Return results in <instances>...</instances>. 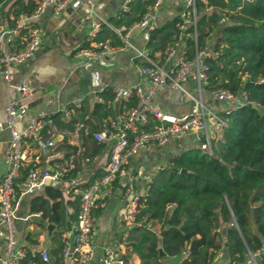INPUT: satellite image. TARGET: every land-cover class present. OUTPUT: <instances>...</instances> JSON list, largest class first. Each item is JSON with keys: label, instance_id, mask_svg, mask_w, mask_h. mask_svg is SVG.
Returning a JSON list of instances; mask_svg holds the SVG:
<instances>
[{"label": "trees", "instance_id": "obj_1", "mask_svg": "<svg viewBox=\"0 0 264 264\" xmlns=\"http://www.w3.org/2000/svg\"><path fill=\"white\" fill-rule=\"evenodd\" d=\"M36 1L0 0V10L6 8L14 17L32 11ZM152 2L128 0L125 10L105 19L107 24L101 22L92 38L83 36L71 54L78 48H95L98 41L121 45L111 27H127ZM4 16L11 23L7 12ZM180 21L175 14L147 31L144 45L149 54L162 58L177 38ZM187 29L195 35L183 40L186 56L208 49L202 57L208 66L205 87H223L236 94L243 91L253 104L237 102L226 112V122L210 136L208 149L196 143L165 158L139 197L134 214L139 224L130 226L124 238L126 256L133 252L138 264H160L162 257L185 251L178 264H214L226 242L227 264H241L247 252L255 250H259L257 263L264 264V0H196L194 27ZM102 92L103 101L91 107L97 123L91 124L86 135L90 149L101 146L90 132L106 126L111 115L105 101L112 94L108 87ZM133 103L130 98L126 108ZM85 110L82 106L75 109V116L65 123L60 120L61 124L72 127L76 120L90 122L83 117ZM30 164L22 166L18 178L27 173ZM67 174L65 171L64 176ZM66 204L73 208L70 213H66ZM78 204V195L71 201L64 199L62 190L54 185L45 186L42 193L29 199V212H39L54 226L49 235L53 264L59 262L65 216L73 221ZM23 260L38 262L37 251L26 249Z\"/></svg>", "mask_w": 264, "mask_h": 264}, {"label": "built area", "instance_id": "obj_2", "mask_svg": "<svg viewBox=\"0 0 264 264\" xmlns=\"http://www.w3.org/2000/svg\"><path fill=\"white\" fill-rule=\"evenodd\" d=\"M127 1H123L121 10L127 8ZM163 1L153 0L141 17L127 27L120 25L113 28L122 40L121 45L111 46L107 41H98L94 44L95 48L76 49L73 52L74 57L87 63L128 45L129 34L135 28L142 29L147 34L149 29L156 26V17ZM91 2V0H37L32 11L17 13L11 17V23L3 21L4 15L0 10V77L5 80L7 89L13 88L14 92L8 95L4 105L5 117L0 119V131L7 129L9 132L7 167L0 175V259L5 264H53L45 248L38 249V262L23 260L25 248L14 237L15 220L18 218L16 200L22 195L41 192L47 185H57L66 171L61 163L43 167L35 159L31 162L27 173L18 178L27 157L23 142L29 138L36 140L40 147L51 145L52 137L40 139L39 135L44 124L49 125L52 119L50 113L43 111L36 115L29 114L27 103L23 100L33 93V86L26 77H21L11 84L9 81L12 75L9 68L34 55L41 40V29L37 20L44 12L49 10L53 14H58L67 7L78 6L90 9ZM181 2L183 8L177 13L181 18L178 24L179 33L162 58H154L148 53L144 44L137 48L132 56L136 70L143 77L144 83H134L128 87H112L115 100L127 102L130 98H134V103L109 119L106 126L90 132L94 141L109 139L110 145L102 172L88 181L79 191L76 217L70 221L69 228H65L62 233L63 244L57 264H91L95 237L92 209L97 202L111 195L113 184L122 174L128 158L138 148L153 142L163 144L168 139L193 136L197 138V143L202 149H208L210 136L219 131L226 122L225 113L237 102L253 104L243 91L236 94L223 87L209 89L213 97L226 102L222 113L197 99L187 112L180 115L168 114L150 100V96L158 86L168 89L180 88L182 81L188 78L200 93L201 88L207 84L208 66L203 62L202 57L208 53V49L195 50L192 56H186L183 48L184 38L187 36L194 38L195 35L194 30L190 31L187 28L190 25L194 27L196 0H181ZM101 22L107 24L101 19L90 22V38L96 35ZM23 117L26 121L18 128L16 122ZM146 124H149V127L143 128L142 126ZM135 178L134 174H128L121 187V194L126 199L125 218L133 225L139 224V221L134 220V214L141 196L134 190ZM258 255L259 250L248 251L241 264H258ZM121 263L117 250L108 246L102 248L100 264Z\"/></svg>", "mask_w": 264, "mask_h": 264}, {"label": "crops", "instance_id": "obj_3", "mask_svg": "<svg viewBox=\"0 0 264 264\" xmlns=\"http://www.w3.org/2000/svg\"><path fill=\"white\" fill-rule=\"evenodd\" d=\"M91 1L90 9L78 6L76 8L67 7L58 14H53L49 10L44 12L37 20L41 29L39 47L32 57L12 65L11 69V75H21L19 79L26 77L33 86V93L23 100L27 103L29 114L36 115L43 111L50 113L51 119L54 117L55 120L52 119V123L47 124L46 129L42 127L39 135L40 139L52 137L51 145L40 147L36 140L29 138L23 142L27 157L22 166L24 167L35 159L43 167L54 163L64 165L66 172L70 174L64 176L55 186L64 190L68 195L63 198L70 201L75 195H78L79 198L80 189L102 171L110 145L108 139L101 141V146L98 148H89L86 135L91 124L97 123L91 114L93 103L103 101L102 89L108 87L109 93L112 94V98L105 101L106 105L111 108V115H108L109 120L126 108V102L113 98L112 87H128L134 83H144L143 77L136 70L132 59L136 49L142 47L146 41L147 34L142 29H133L128 37V45L99 59L83 63L74 57L73 52L71 54V50L81 42L83 36H89L90 22L97 19L105 20L114 15L124 0ZM180 2L181 0H164L156 17V25L172 17L174 12L168 13V9H176ZM182 8L183 6L179 7L177 11L180 12ZM6 12L10 15L9 10L4 8L3 15ZM2 17L3 21L8 23L5 16ZM11 17L8 16V20H11ZM208 43L210 44V40ZM51 49H57L60 54L65 56L67 62L60 63L58 68L52 66L46 70L44 67L42 69L36 67V60ZM48 75H53V77L48 78ZM2 82L0 78L1 120L5 117L4 105L7 97L12 94L6 85L3 86ZM105 93L108 94V92ZM15 95L19 96V94ZM197 99L210 107L212 105L216 107L212 101L213 96L203 97L202 92H197L194 95L182 83L180 88L174 89L158 86L150 96V100L168 114H179L182 108L189 105L190 102L192 105ZM81 106L86 109L83 117L90 119L91 123L76 120L72 123V127L64 125L63 123L68 122L71 116H75V109ZM65 111H67L66 114ZM101 119L103 120L104 117ZM60 120L63 121L62 124ZM25 121V117L19 119L16 122L17 127L20 128ZM196 143L197 138L193 136L168 139L163 144L153 142L138 148L128 158L122 174L113 184L111 195L97 202L92 209V212L94 211L95 237L91 264H100L104 246L114 248L120 256L124 254L125 262L121 264H138L139 259L135 253L130 252L126 256L125 252L124 238L127 230L133 224L125 218L126 199L121 194L122 184L128 174H134L136 176L134 190L138 195L144 194L147 183L156 169L164 164L167 156L177 154L180 150L196 145ZM8 148L9 132L7 129H2L0 131V175L7 167ZM75 179H80V183H76ZM80 184L84 185L80 186ZM42 192H34L17 198L16 214L18 218L15 220L14 237L25 250L38 251L40 248H45L49 253L50 233L46 227L49 222L42 219L39 212H29L28 209L30 197ZM65 209L66 213H70L73 208L70 204H66ZM26 215L29 216L23 218ZM155 228L158 229V226ZM221 253L222 251L215 257L214 264H227V257H221ZM183 254L184 252L164 256L160 259V264H178ZM0 264H5L2 259H0Z\"/></svg>", "mask_w": 264, "mask_h": 264}, {"label": "rangeland", "instance_id": "obj_4", "mask_svg": "<svg viewBox=\"0 0 264 264\" xmlns=\"http://www.w3.org/2000/svg\"><path fill=\"white\" fill-rule=\"evenodd\" d=\"M182 6H183V4H182V2H180L179 5L176 7V9L175 8H172L171 10L168 9V13H170V12L173 13L174 12L172 15L177 14L178 13V11H177L178 8L182 7ZM66 62H67V60H65V56L64 55L60 54L57 49H51L48 52H46L44 55L40 56L36 60L35 65H36V67L38 66L41 69L44 67L45 70H46V68L52 67V66L58 68V66L61 65L60 63H66ZM11 69H12V66H10V68H9L10 72H12ZM19 76H21V75H19ZM19 76L16 75V74H12L11 79H10L9 82L11 84L17 82L19 80ZM52 77H53V75H48V78H52ZM0 78L3 81L2 82L3 86H5L6 85L5 80L2 77H0ZM191 83H192V81L190 79H188V78L185 79L184 81H182L183 86H185L192 94L196 95V93H197L196 90L197 89H196V87L193 84L191 85ZM10 92L13 93V88L10 90ZM201 92L203 94V97H206L207 95L212 96L210 91L206 87H202L201 88ZM212 101L214 102V104H216V107L213 106V105H212L213 107L212 106L210 107L206 103H204V104L206 106L210 107L211 109H213V110H215V111H217L219 113H222L224 111V108L226 107V102L223 99H219L217 97H213ZM191 103L192 102H190V104L187 105L186 107L182 108L178 115L188 111L190 109V107H191L190 106ZM211 132L212 131H210V133ZM75 181H76V183L79 184L81 180L80 179H75ZM62 194H63L64 197L68 195V194H65L64 190L62 191ZM66 207H68V206H66Z\"/></svg>", "mask_w": 264, "mask_h": 264}, {"label": "water", "instance_id": "obj_5", "mask_svg": "<svg viewBox=\"0 0 264 264\" xmlns=\"http://www.w3.org/2000/svg\"><path fill=\"white\" fill-rule=\"evenodd\" d=\"M69 226H70V221L68 220L67 216H65V228L68 229ZM46 227L48 228V233H50V231H51V229L53 227V224L47 223ZM221 232H224V228H221ZM263 248H264V245H263ZM159 253L161 254V249H159ZM120 257H121L122 263L125 262L124 254H121ZM221 257H223V258L227 257L226 242H224V246L222 248Z\"/></svg>", "mask_w": 264, "mask_h": 264}]
</instances>
